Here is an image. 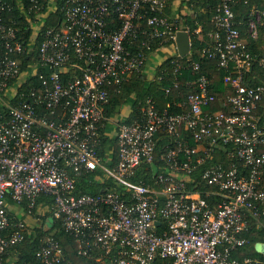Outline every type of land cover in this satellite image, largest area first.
Here are the masks:
<instances>
[{
	"label": "built area",
	"instance_id": "2783aa9c",
	"mask_svg": "<svg viewBox=\"0 0 264 264\" xmlns=\"http://www.w3.org/2000/svg\"><path fill=\"white\" fill-rule=\"evenodd\" d=\"M13 1L0 0V264H34L17 247L39 232L35 264H63L59 227L97 264H264L237 255L254 224L264 227V53L253 44L264 6L178 0L168 12V0H63L45 25L55 0L46 12L42 0ZM241 2L250 10L238 19ZM14 7L25 27L6 18ZM180 30L191 37L185 56ZM192 34L205 42L200 59ZM168 45L174 54L153 59ZM201 60L223 71L225 95ZM187 70L195 77L183 79ZM141 74L172 99L115 104ZM95 170L99 192L78 193ZM140 170L148 180L133 179Z\"/></svg>",
	"mask_w": 264,
	"mask_h": 264
},
{
	"label": "trees",
	"instance_id": "16d2710c",
	"mask_svg": "<svg viewBox=\"0 0 264 264\" xmlns=\"http://www.w3.org/2000/svg\"><path fill=\"white\" fill-rule=\"evenodd\" d=\"M16 2L17 1H13ZM44 6L39 10L40 12H46L48 10V6L50 3V0H42ZM202 2V1H201ZM23 3L26 7H29L32 3L31 0H23ZM174 3V0H168V8L167 10H170V6ZM204 3V2H202ZM210 3V2H205V4ZM214 3V2H213ZM257 3L259 6H264V0H252L251 4ZM63 4V0H55V6L56 9L51 11L47 16L44 21V24H56L58 20L60 19L62 15V11L60 6ZM250 5H246L243 2L237 4L235 6V11L238 19H241L244 17L246 12L250 10ZM172 10V9H171ZM15 17L17 19V24L25 25L29 24V21L27 20L28 16L22 14L20 11V8L14 7V9L11 12L6 13V18L10 17ZM199 21L202 22L205 26L204 30L208 29L209 25V17L210 14L208 13H202L199 16ZM192 26L195 27L196 24L191 22ZM241 29H243V25H241ZM32 28L27 29L25 32V38L28 39L30 36H32ZM41 31L37 37V45H39L41 41ZM263 35L256 40L254 44V52L255 54H263L264 53V47H263V40H262ZM192 50H193V57L195 59H200L199 57V52L202 48L203 45H205V42L202 40L198 39L194 34H192ZM36 55V52L34 53ZM203 67L208 70L209 75L211 76L214 84V91L217 92L219 95L223 96L226 93V86L223 82V71L220 70L217 67L216 62L212 60H201ZM167 62H169L167 60ZM195 73L192 70H187L185 71V75L183 76V79L185 78H194ZM258 83L259 81L257 80H252V83ZM169 80H165L164 84L168 85ZM160 84L157 81H152V82H147L144 78V76L141 74L140 76L134 75L133 78L126 82L123 88L122 93H114L112 96V101L115 104H122V103H130L134 107L137 106L139 100H143L146 98L147 95L149 94H154L155 98L160 102V104H164L167 102L168 99H172V96H165L164 92L160 89ZM134 94V96H132ZM219 104V103H217ZM218 107V106H217ZM116 107H114L115 111ZM110 139H104V143H109ZM111 142V141H110ZM103 153V151H102ZM100 173L99 170H95L92 173H89L87 176H84L81 181L78 183L77 187V192L78 193H97L100 190V184L96 180V174ZM196 179L199 180L200 176V171L195 173ZM150 177V176H149ZM149 177L146 178V175L143 173V170H140L137 175L133 178L135 181H140L141 179L148 180ZM203 188H210L209 185L207 184H202ZM204 196L208 197L209 199L211 198L210 196L203 194ZM43 198H40V200ZM36 230H38V227H36ZM39 230H41L39 228ZM38 234H42V232H39ZM36 233L30 234L22 243H20L17 247V250L19 252V255L21 256L22 260L26 263L28 262H33L34 264L36 263V257H35V252L36 249L39 247L40 244V236ZM55 235L57 238L61 241V243L64 246V251H65V256H66V261L63 262V264H67L68 260L73 261L74 264H97L96 260L94 258H88V257H83L77 254L76 252V247H75V242L74 240L66 234L63 230L59 229L55 232ZM250 236V243L240 249V251L237 253V255H254V256H259L264 259V251H259L256 247L257 242H263L264 243V227H256V223L254 224V227L249 234Z\"/></svg>",
	"mask_w": 264,
	"mask_h": 264
},
{
	"label": "water",
	"instance_id": "95a60500",
	"mask_svg": "<svg viewBox=\"0 0 264 264\" xmlns=\"http://www.w3.org/2000/svg\"><path fill=\"white\" fill-rule=\"evenodd\" d=\"M176 43L179 54L185 56L191 49V37L188 31L180 30L177 33ZM256 247L259 251H264V243L257 242Z\"/></svg>",
	"mask_w": 264,
	"mask_h": 264
},
{
	"label": "crops",
	"instance_id": "0c3cea01",
	"mask_svg": "<svg viewBox=\"0 0 264 264\" xmlns=\"http://www.w3.org/2000/svg\"><path fill=\"white\" fill-rule=\"evenodd\" d=\"M179 2H178V0H174V3L170 6V9H171V7L173 8V10L174 9H179V4H178ZM183 5H181V7H182ZM173 10H167L168 12H172ZM263 47H264V45H263ZM175 53V49L173 48V46H170V45H168L167 47H165L164 48V50H162L161 52H155L154 54H153V59H156V60H162V58L164 59V58H166V57H169L170 55H172V54H174ZM29 219V221L32 223V222H34V219L33 218H28Z\"/></svg>",
	"mask_w": 264,
	"mask_h": 264
},
{
	"label": "rangeland",
	"instance_id": "374dc122",
	"mask_svg": "<svg viewBox=\"0 0 264 264\" xmlns=\"http://www.w3.org/2000/svg\"><path fill=\"white\" fill-rule=\"evenodd\" d=\"M262 40H263L262 44L264 45V29H263V37H262Z\"/></svg>",
	"mask_w": 264,
	"mask_h": 264
}]
</instances>
